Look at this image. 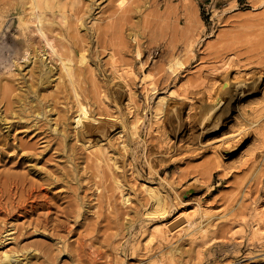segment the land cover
Listing matches in <instances>:
<instances>
[{
  "label": "rangeland",
  "instance_id": "1",
  "mask_svg": "<svg viewBox=\"0 0 264 264\" xmlns=\"http://www.w3.org/2000/svg\"><path fill=\"white\" fill-rule=\"evenodd\" d=\"M18 2L0 0V250L17 248L15 264H264V216L252 231L264 215L261 0H59L66 18L47 11L46 35L19 29L29 11ZM47 41L72 58L107 162L74 139L75 92ZM115 64L134 75L123 80ZM226 73L238 82L222 96ZM162 94L176 116L156 123ZM216 94V117L200 124L199 104ZM148 187L164 196L163 213ZM199 198L212 217L203 231L148 240ZM33 245L42 256H30Z\"/></svg>",
  "mask_w": 264,
  "mask_h": 264
},
{
  "label": "bare ground",
  "instance_id": "2",
  "mask_svg": "<svg viewBox=\"0 0 264 264\" xmlns=\"http://www.w3.org/2000/svg\"><path fill=\"white\" fill-rule=\"evenodd\" d=\"M127 0H116V5L117 7H122L124 5V3L126 2ZM261 3L264 4V0H261ZM18 4V7L22 10L23 13H25L26 10L29 11L28 13V16L25 17L24 14H19L18 16V23H17V26L19 27V29L21 31H24L25 28L29 25V23H32L34 25V27L36 29H38V31L42 34V35H46L45 34V31L48 29L47 28V24L49 23H52L53 21L51 19L48 18L47 16V11L49 10H57L58 12H60V14L64 17V19L66 18V14L64 12V9L62 7V5L60 4L59 0H19V2L17 3ZM114 12V11H113ZM2 13L0 11V28H1V23H2ZM30 19V20H29ZM29 27V26H28ZM47 39V37H46ZM51 47V50L54 54H56L58 56V58L60 60H62V68L64 70V74L65 76H67L68 80H69V83L71 85V88L73 89V92H75L74 96H75V114L72 115V118H71V125L75 124V126L73 125V128H74V139L76 141H79V142H82V144H84L85 148L87 149V151L89 153H92L96 160H98L99 162L100 161H105L104 158H103V149H101V147L97 144V141H96V138H93V131L92 129L88 128L87 126H90L92 125L90 122H87L90 117V109L88 108V98L84 99V98H81L80 95H79V92L76 91V71H74V68H73V65H72V58L70 59L69 57H66L67 55L69 54H65V56H61L59 53V50L57 51L56 50V47L54 44L50 43L49 41H47ZM58 49V48H57ZM139 50V48H137ZM140 51V50H139ZM139 51H137V55L139 54ZM110 56H113L114 54H112V51L110 52ZM56 56V57H57ZM37 57V56H36ZM114 57V56H113ZM127 65V64H126ZM179 66V65H182V62L180 61V59H177L175 62L171 63L169 66L172 68L173 70V67L174 66ZM128 67L124 70L122 68H120V66L118 64H115V67H114V70L115 72H117L118 76L120 78H122L124 80V73L126 74H131V75H134V71L131 69V66H129V64L127 65ZM168 66V67H169ZM125 67V66H124ZM176 68V67H175ZM174 68V69H175ZM203 68V67H202ZM201 68V69H202ZM209 69V68H208ZM171 70V69H170ZM175 71V70H174ZM205 71V70H204ZM76 72V73H75ZM9 73V72H8ZM78 77V75H77ZM152 77V76H151ZM154 78V77H152ZM229 78H232V77H229ZM240 78V77H239ZM234 79V78H233ZM154 81V80H153ZM152 79L148 77H146V75H144L141 79V82L142 84L144 85V88L146 90H153L154 89V85L155 83H153ZM238 82L237 79H234V80H229L228 79V74H224L222 75V86L219 91L220 92H223V91H226V90H230L234 87V85ZM241 82V81H240ZM241 84V83H240ZM78 85V84H77ZM114 85V84H113ZM3 86V85H2ZM239 86V85H238ZM240 87V86H239ZM5 88L2 87V89ZM114 88V87H113ZM118 88V87H117ZM7 89V87L5 88ZM218 89V90H219ZM114 90V89H112ZM111 90V91H112ZM217 90V89H216ZM6 91V90H5ZM127 93H128V100H131L133 99L134 97V94H133V91H131V89L129 87H127ZM216 93V91H215ZM225 92H223L224 94ZM221 94V93H220ZM220 94H216L214 97L212 96V98L208 101L206 98V100L208 101H202L203 103L199 104V107H198V110H197V115H196V118L198 119L199 117V122L200 124H207V123H210V119L213 120L215 117H216V113H214V108L217 106L216 102L217 100H219V97H220ZM226 94V93H225ZM228 94V93H227ZM171 95V94H170ZM211 95V94H210ZM222 95V94H221ZM223 96V95H222ZM211 97V96H210ZM167 99H168V95H165V94H162L159 99L156 101L155 105H154V115L155 117L157 118V121L156 123H159V122H162L160 121V119L162 118V115H165L166 118L169 117L167 115H171V116H176V114H170V109L171 107L168 105L169 102H167ZM221 99V98H220ZM31 100V98H30ZM171 100V99H170ZM202 100H204L202 98ZM222 101V100H220ZM172 103V102H171ZM171 105V104H170ZM25 108V107H24ZM173 108V107H172ZM175 109V108H174ZM172 112V111H171ZM74 113V112H73ZM41 114H43L42 110H38L36 112V116H41ZM247 115V114H246ZM250 115V114H249ZM43 116V115H42ZM137 116V115H136ZM164 117V116H163ZM245 117V116H243ZM251 117V116H250ZM22 118V117H21ZM137 118V117H136ZM255 118V117H254ZM242 119H245V118H242ZM137 121V119H135ZM172 120V119H171ZM170 120V121H171ZM175 120V118H174ZM177 121V119H176ZM196 121V120H195ZM169 123V122H168ZM247 123V122H246ZM249 124V123H247ZM244 125V124H243ZM251 125H253L251 123ZM239 126V125H238ZM240 126H241V123H240ZM56 127V126H55ZM131 129H132V134L133 135H137V124H135V122L131 125ZM255 127V126H253ZM57 129V128H56ZM63 129V128H62ZM130 129V130H131ZM237 129V128H236ZM240 129V128H239ZM129 130V129H128ZM245 130V128H244ZM243 130L241 129V131L239 133H243L242 132ZM70 132V131H69ZM245 132V131H244ZM71 133V132H70ZM264 133V132H263ZM63 134V132H62ZM67 134V133H66ZM65 134V135H66ZM244 134V133H243ZM225 135V134H224ZM223 135V136H224ZM261 135V134H260ZM263 136V134H262ZM226 137V136H224ZM223 137V138H224ZM258 138V137H257ZM256 138V139H257ZM264 138V136H263ZM217 139V137H216ZM264 140V139H263ZM217 141V140H216ZM222 141V140H221ZM220 142V140L218 141ZM215 144V143H214ZM217 144V143H216ZM220 145V144H219ZM217 145V146H213L212 149H214V152L215 154L217 155V158L220 162L224 161L223 160V154L222 152L220 153V146ZM84 148V147H83ZM255 159V158H253ZM96 161V162H98ZM98 162V163H99ZM107 162V160L105 161ZM151 163V162H150ZM101 164V162H100ZM98 165V164H97ZM101 166V165H100ZM148 191L152 194V196L155 198V203H156V206H158L159 208L158 211L162 212L165 211V206L163 204V201L161 200L162 198H164V196H159V192L156 190H154L153 188L151 187H148L147 188ZM149 193V195H150ZM152 196L150 198H152ZM181 196V195H180ZM178 197V195H177ZM182 199V198H181ZM184 199V198H183ZM178 200V199H177ZM129 201V197H126L125 195L121 197V203L124 204V203H127ZM164 201H165V198H164ZM154 203V201H152ZM193 202V201H192ZM185 203V202H184ZM189 203V202H188ZM163 204V205H162ZM193 204V203H192ZM152 206V204H151ZM259 206V205H258ZM155 207V204L154 206ZM231 208V207H229ZM256 208V207H255ZM150 209V208H149ZM211 209V208H209ZM154 210V209H153ZM190 210V209H188ZM223 210V209H222ZM225 210V209H224ZM157 211V210H155ZM226 211V210H225ZM241 211V210H240ZM264 211V210H263ZM212 212V211H211ZM216 212V211H215ZM218 212V211H217ZM216 212V213H217ZM252 212V211H251ZM157 213V212H155ZM243 213V212H242ZM158 214V213H157ZM258 216L255 218L256 222L254 223L253 227H252V231L253 233H256L260 230L261 228V223L263 222V216L262 214H260L259 212H257ZM162 215V214H160ZM179 218L176 219L175 221H169L168 223L166 222H162L163 224L162 225H159V224H155L152 228V230H150L148 232V240L149 241H153V239H164L165 237H168L170 240H172L171 238L174 239V237L180 235L182 232H186V233H189V238L191 237H194V233H196L198 230H201L203 231V225H204V221L206 220V218H208V220L210 218H212L211 216H209L208 214V210L207 208L205 207V205H203L202 201L199 199H196L195 203H194V208L191 210V212H188V211H182L178 214ZM226 214L225 213H221L220 215L216 216L217 218H221V217H226L225 216ZM228 215V214H227ZM234 216V215H233ZM229 217V216H227ZM162 218V217H161ZM230 218V217H229ZM231 218H233L231 216ZM242 218V217H241ZM162 220V219H161ZM207 221V220H206ZM227 221V220H226ZM231 221V219H230ZM229 221V222H230ZM157 222V221H156ZM155 222V223H156ZM161 222V221H160ZM217 222V221H216ZM228 222V221H227ZM238 222V221H237ZM236 223V222H235ZM8 232V231H7ZM204 232H206V230H204ZM184 233V234H186ZM4 237V238H2ZM9 238L8 237V234H3L1 237H0V244L2 245V243H4V240ZM12 238V237H11ZM52 240V239H51ZM147 242V241H146ZM37 245V244H36ZM44 246V245H42ZM29 250V254L30 256H36L37 258L39 256H42V253L41 251L39 250L38 247H35L33 245V247H31L30 249L28 248ZM38 251V252H37ZM173 251V250H172ZM176 251V249H175ZM21 255V254H20ZM174 255V254H173ZM28 256V255H27ZM179 257V256H178ZM44 258V257H43ZM162 258V257H161ZM22 258H20L19 254H18V250L17 248H15L14 250L12 249H5L3 247H1V250H0V264H15L16 262H20L22 261L21 260ZM159 260H160V257H159ZM169 260L170 262L173 261V256H169ZM29 262V261H28ZM164 261H160V263H164ZM45 263V262H44ZM155 263V262H153ZM159 264V262H158Z\"/></svg>",
  "mask_w": 264,
  "mask_h": 264
}]
</instances>
